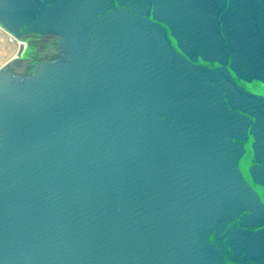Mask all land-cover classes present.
Returning a JSON list of instances; mask_svg holds the SVG:
<instances>
[{"label": "water", "instance_id": "obj_1", "mask_svg": "<svg viewBox=\"0 0 264 264\" xmlns=\"http://www.w3.org/2000/svg\"><path fill=\"white\" fill-rule=\"evenodd\" d=\"M0 27V264H264V0H0Z\"/></svg>", "mask_w": 264, "mask_h": 264}, {"label": "built area", "instance_id": "obj_2", "mask_svg": "<svg viewBox=\"0 0 264 264\" xmlns=\"http://www.w3.org/2000/svg\"><path fill=\"white\" fill-rule=\"evenodd\" d=\"M26 41H23L0 27V69L17 57H23Z\"/></svg>", "mask_w": 264, "mask_h": 264}, {"label": "flooded vegetation", "instance_id": "obj_3", "mask_svg": "<svg viewBox=\"0 0 264 264\" xmlns=\"http://www.w3.org/2000/svg\"><path fill=\"white\" fill-rule=\"evenodd\" d=\"M31 43H32V45H33V44H34V45H35V44H36V45L38 44L36 40H32ZM42 45H43V47H46V46H47L46 43H43Z\"/></svg>", "mask_w": 264, "mask_h": 264}]
</instances>
